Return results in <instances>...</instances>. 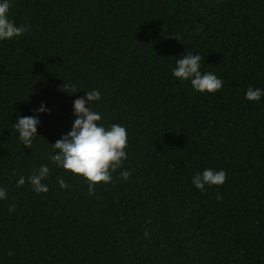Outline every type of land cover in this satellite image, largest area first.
Masks as SVG:
<instances>
[{
	"label": "trees",
	"instance_id": "16d2710c",
	"mask_svg": "<svg viewBox=\"0 0 264 264\" xmlns=\"http://www.w3.org/2000/svg\"><path fill=\"white\" fill-rule=\"evenodd\" d=\"M9 3L29 30L0 40V264H264V95L245 98L264 92V0ZM187 53L220 90L172 75ZM93 89L98 123L127 130V159L89 194L48 157ZM32 115L28 148L14 123ZM45 164L37 193L28 177ZM207 168L227 178L201 191Z\"/></svg>",
	"mask_w": 264,
	"mask_h": 264
},
{
	"label": "clouds",
	"instance_id": "9594fccd",
	"mask_svg": "<svg viewBox=\"0 0 264 264\" xmlns=\"http://www.w3.org/2000/svg\"><path fill=\"white\" fill-rule=\"evenodd\" d=\"M9 0H0V40L18 37L27 32L28 26H16L9 19ZM177 39V38H176ZM201 56L199 54L187 53L183 58L176 60V66L172 69V75L181 80H190L191 87L196 92H216L223 86V81L212 72L201 73ZM65 88L68 85L63 84ZM71 93L77 88L72 85ZM65 91V90H64ZM69 93V92H68ZM264 95L261 89L249 87L245 93V98L256 101ZM86 97H80L73 102V114L76 117L71 130L62 137L51 143L55 154L49 153V159L58 167L72 174H79L88 183V192L93 194L97 183L112 182V173L122 166V161L127 159V130L118 123H112L108 127L98 123L101 121V114L92 110L91 103L101 98L98 90L86 91ZM89 105V106H86ZM38 112L50 111L45 109L43 103L36 110ZM40 123L37 116H21L14 123L18 132V138L22 144L28 148L32 147L33 138L38 134L37 125ZM50 175L49 167L41 165L28 177V181L37 193L47 192L48 188L42 183ZM131 175L130 170L120 173L123 180H128ZM226 173L223 170L214 171L211 168L196 173L192 178V183L201 191L205 190V185H222L226 181ZM61 188L69 187L62 179L58 178ZM25 183L23 176L17 181V187ZM0 199H7V190L0 188ZM14 210V205H9V211ZM147 236L148 233L145 232ZM12 253L9 252V255Z\"/></svg>",
	"mask_w": 264,
	"mask_h": 264
}]
</instances>
